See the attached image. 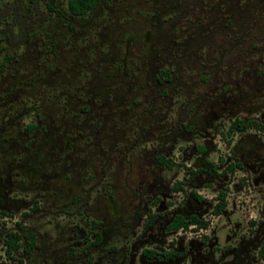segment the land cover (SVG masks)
Returning a JSON list of instances; mask_svg holds the SVG:
<instances>
[{
    "label": "rangeland",
    "instance_id": "1",
    "mask_svg": "<svg viewBox=\"0 0 264 264\" xmlns=\"http://www.w3.org/2000/svg\"><path fill=\"white\" fill-rule=\"evenodd\" d=\"M67 1L0 0V264L19 227L42 244L27 264H264V128L228 132L264 125V0ZM171 242L182 258L142 255Z\"/></svg>",
    "mask_w": 264,
    "mask_h": 264
},
{
    "label": "trees",
    "instance_id": "2",
    "mask_svg": "<svg viewBox=\"0 0 264 264\" xmlns=\"http://www.w3.org/2000/svg\"><path fill=\"white\" fill-rule=\"evenodd\" d=\"M56 0H49V8H55ZM98 0H68L67 1V12L71 16H82L91 12L95 6L97 5ZM167 76L164 77V74L158 76V80L160 82L167 81ZM36 125H28V132H32L35 129ZM250 127L256 128H264L262 123L256 122L254 120L244 121L239 118H235L231 121L228 132L233 133L235 131L248 129ZM156 164L165 168H172L175 163L174 161L166 157L165 155H158L156 158ZM220 162H224V159L219 158ZM240 163H232L228 162L226 167H224V171H221L220 174L233 173L236 168L240 167ZM198 171H193L190 175L196 174ZM213 175H217L218 171L211 170ZM182 183L177 181L174 183L172 188L175 191L182 189ZM196 198L200 196L194 194ZM227 205L226 201V193L225 191H219L216 203L213 206L212 214L215 216L221 215ZM210 224L209 220L198 217L197 215H191L188 218L183 217L180 214H176L173 220L166 226L169 231H178L180 229H188L189 227H193L194 231H198L203 228H207ZM23 227H20L15 231H8L5 233V237L3 239L4 245V254L9 258V264H27L26 260L33 257L35 250L38 248L37 237L34 232L31 230L22 231ZM100 241V235L97 234L96 241L94 243H98ZM174 243H170L169 249H163L158 251L152 248H144L142 250V255L148 262H162V261H173L178 258H182L184 256L183 252L176 251L173 248ZM264 249V248H263ZM262 256L264 257V251H262Z\"/></svg>",
    "mask_w": 264,
    "mask_h": 264
},
{
    "label": "flooded vegetation",
    "instance_id": "3",
    "mask_svg": "<svg viewBox=\"0 0 264 264\" xmlns=\"http://www.w3.org/2000/svg\"><path fill=\"white\" fill-rule=\"evenodd\" d=\"M98 3H99V0H98ZM98 3H97V5H98ZM97 5H96V6H97ZM96 6H95V8H96ZM95 8H94V9H95ZM56 9H57V6H56V3H55V8H53L52 10H56ZM94 9H93V10H94ZM158 81H159V80H158ZM159 82H160V81H159ZM165 82H166V81H165ZM161 83H164V82H161ZM36 128H37V125H36L35 129H36ZM35 129H34V130H35ZM34 130H33V131H34ZM27 131H28V129H27ZM13 158H15V157H13ZM32 171H36V169H31V170H30V173H31ZM209 172H210V171H209ZM210 174L213 175L211 172H210ZM20 184H21L20 186L23 187V182H22V181L20 182ZM69 188H71V187L68 186V189H69ZM74 188H75V187H74ZM74 188H73L71 191H68L67 194L69 195V194L73 193ZM65 189H66L65 187H62V188H60V189L57 188L56 191H57V192H61V191L65 190ZM66 192H67V189H66ZM81 197H82V195H80V194H79L78 196H77V195H74V196L72 197L71 200L74 201V202H76V201L79 200ZM180 215H182V216L185 217V218H188V217H190V216L193 215V214H190V215H188V216L185 215V214H180ZM168 224H169V223H168ZM101 226H103V225L101 224ZM19 228H20V227H19ZM23 229H24V228H23ZM14 231H15V230H14ZM22 231H28V230H27V229H24V230H22ZM31 231L34 232V233L36 234L37 242H38V248L35 250V252H34V254H35L36 252L40 251V249H41V247H42V244H41V242H40V240H39V235H38L34 230H31ZM97 234L100 235V241H99L98 243H94V242L96 241ZM103 241H104V236H103V234H102L101 232H97L96 235H95V239H94V241H93L91 244L94 245V246H98V245L102 244ZM33 256H34V255H33ZM30 259H31V258H30ZM224 261H225V260H224V258H223V261H222V262L224 263ZM164 262H169V261H162V262H156V261H155V263H164Z\"/></svg>",
    "mask_w": 264,
    "mask_h": 264
},
{
    "label": "built area",
    "instance_id": "4",
    "mask_svg": "<svg viewBox=\"0 0 264 264\" xmlns=\"http://www.w3.org/2000/svg\"><path fill=\"white\" fill-rule=\"evenodd\" d=\"M189 228H193V227H189ZM201 230V229H200ZM199 231V230H198Z\"/></svg>",
    "mask_w": 264,
    "mask_h": 264
}]
</instances>
